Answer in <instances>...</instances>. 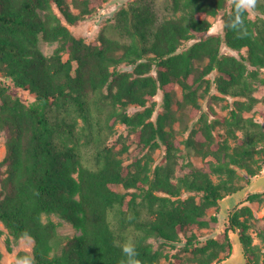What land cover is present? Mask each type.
Wrapping results in <instances>:
<instances>
[{"label": "trees", "instance_id": "1", "mask_svg": "<svg viewBox=\"0 0 264 264\" xmlns=\"http://www.w3.org/2000/svg\"><path fill=\"white\" fill-rule=\"evenodd\" d=\"M100 7L92 0H0V134L7 135L0 218L16 238L35 241L19 256L35 264H124L116 242L131 238L140 264H186L179 253L163 262L164 245L183 242L192 264H217L233 253L232 230L244 264H264L249 205L232 209L225 231L197 235L218 222L210 209L264 168V123L249 115L260 104L264 117V2L259 16L246 15L243 38L228 29L210 33L213 17L232 14L230 0H132L96 40L77 37L69 25ZM41 39L59 45L46 54ZM224 43L239 55L224 53ZM213 85L219 93L212 98L228 100L226 114L212 107L213 116L203 112L181 139L177 122L188 107L197 115ZM15 86L35 99L26 103ZM160 92L163 110L155 116ZM132 106L142 109L130 113ZM188 155L203 165L185 161ZM53 215L79 233L61 234Z\"/></svg>", "mask_w": 264, "mask_h": 264}, {"label": "rangeland", "instance_id": "2", "mask_svg": "<svg viewBox=\"0 0 264 264\" xmlns=\"http://www.w3.org/2000/svg\"><path fill=\"white\" fill-rule=\"evenodd\" d=\"M100 4V8L95 11L93 14L86 16L83 20H80L75 25H69L72 29L73 33L77 37L84 38L87 42H92L97 39L100 30L107 24L113 21L116 12L124 5H126L129 1L132 0H107V1H101V0H92ZM75 11H78L76 8H74ZM260 13L254 11L250 13L251 18H256L259 16ZM223 11H220L219 15L216 17H213V27L210 30V33H219L221 36L224 35V29H218L217 25L218 23L223 20ZM195 40L187 41L183 48L189 47ZM59 45L58 42H48L44 39H41L40 46L42 50L46 54H51L55 50V48ZM223 52L228 54H234L239 55V51L230 48L226 43L223 44ZM243 53H246V50L244 49L242 51ZM69 54L65 53V58H68ZM122 70H132L131 66H127L125 64H122L119 66ZM253 69V67H250ZM261 74L264 76V68L260 70ZM216 73L212 74L211 77L213 78ZM215 85L211 87L210 94L206 97L202 98L200 100L201 102V109L197 113V115L192 116L191 108L188 107L185 110V114L182 118V123L177 122L176 127L180 129V138L186 139L187 136L190 133V130L197 126L198 120L200 115L203 112H207L210 117L213 115L211 114V108L213 107L214 110L217 112H220L221 114H226L227 110L224 109V105L228 102L227 99L216 101L212 98L213 94H218ZM13 94L20 96L26 103H30L35 99V95L29 91L23 90L18 87L13 88ZM261 92H257L258 96H261ZM178 95L179 98H182V91L180 88H178ZM156 113L155 116L159 112L163 110V97L162 93L160 92L156 96ZM232 100L231 98L229 99ZM260 104H258L254 110L249 113V115H253L255 119L261 121L264 123V117L261 114L260 111H258V107ZM178 107L177 105L175 106ZM142 108L140 107H130L129 112L134 113L137 110H140ZM116 128L118 129L119 133H123L127 135L130 130L128 127L121 122H118L116 125ZM6 140L7 135L5 132L0 134V160L3 159V157L6 154ZM184 147V146H183ZM184 151L186 152V149L184 147ZM165 153L164 146L160 149L156 150L154 153V156L157 158V161H159ZM191 160L196 166H201L204 163V160L201 157L197 156H186L185 161ZM244 184V188L239 191L238 193L232 194L227 196L218 207H213L210 209L209 213L210 215H217L218 222L210 227L205 228L197 232V235L202 239H206L208 236L212 234H218L220 232L225 231L230 225V212L232 209L239 208L244 205L251 206L254 215V226L250 229V233L253 235L254 239V245L256 246V251L260 255L261 259H264V194L261 196L260 200L255 201H248L247 198L250 193L255 191L264 192V168L262 172L251 179L250 183H247L246 179L242 181ZM192 194V192H187L183 195V197H187L188 195ZM57 222L60 223L59 232L63 235H74L76 233H79V231L74 228V226L69 223L67 220L62 219L58 215L52 216ZM0 229L2 232L0 233V251H2V257L0 259V264H17V261L21 259L19 256L20 252L22 251H28L31 252L33 249V246L35 244V241L32 237H21L16 238L14 235H12L7 227L5 226L4 222L0 218ZM230 235L233 240L234 250L231 255L226 260H223L220 263L217 264H244L246 261L245 252L243 249V246L239 240V236L236 232L230 230ZM155 247H159L160 242L158 240L152 239ZM164 251L165 253L169 254L168 259H163L164 263H168L171 256H173L176 253H179L181 256L184 257L186 264H192L191 261V253L184 250V242L177 245V247H172L171 245H164Z\"/></svg>", "mask_w": 264, "mask_h": 264}, {"label": "clouds", "instance_id": "3", "mask_svg": "<svg viewBox=\"0 0 264 264\" xmlns=\"http://www.w3.org/2000/svg\"><path fill=\"white\" fill-rule=\"evenodd\" d=\"M262 2H264V0H230L232 14L226 21L221 20L217 28L231 30L238 38L247 36L248 32L245 24V17L248 13L254 12ZM116 246L121 249L125 257L124 264H140L133 239L129 238L124 243L117 241ZM17 264H35L34 257L31 255L25 256L17 261Z\"/></svg>", "mask_w": 264, "mask_h": 264}]
</instances>
